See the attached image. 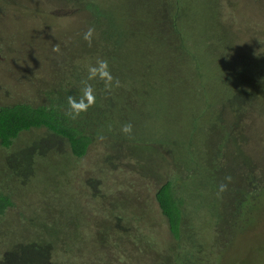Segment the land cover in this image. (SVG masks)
<instances>
[{
  "label": "rangeland",
  "instance_id": "rangeland-1",
  "mask_svg": "<svg viewBox=\"0 0 264 264\" xmlns=\"http://www.w3.org/2000/svg\"><path fill=\"white\" fill-rule=\"evenodd\" d=\"M83 5L87 11L78 10ZM0 6V20L15 21L11 27L3 28L7 31L4 30L0 42V101L37 100L35 91L39 86L47 88L59 81L57 71L65 67L63 58L71 55L70 47L81 58V65L75 67L81 72L92 61L106 59L115 78L122 80L123 74L128 75L127 83L121 86L123 94L115 92L121 94L119 98L110 94L118 107L112 110L114 121L133 125L128 139L139 138L157 148H171L174 162L187 166V154L181 151L184 144L174 149L170 146L172 141L167 146V139L172 137L179 143L199 140V152L203 151L201 143L206 141L208 151L224 153L219 161L210 158L211 162L182 184V190L192 195L189 213L190 223L195 226L190 241L185 243L186 249L195 247L192 249L198 251L195 254L206 255L208 264H264V196L256 224L242 223L232 233L229 229L234 193L240 184L236 171L251 161L264 178V0H0ZM28 6L31 10L17 12ZM173 8L191 17L179 21L181 43L177 41L165 48L161 44L162 36L170 31L167 17ZM89 27L95 29L91 46L83 39ZM106 40L109 45L104 44ZM54 47L59 51H53ZM171 49L176 56L168 54ZM140 72L141 78L152 73L156 80L149 86L138 87L135 78ZM235 127L240 128V136L236 135ZM36 132L24 134L21 144L34 140L33 136L39 134ZM135 150L139 154L143 148ZM10 153L0 148V189L18 185L17 192L12 194L16 198L15 209L21 214L12 209L5 225H13L14 219L19 220L22 214L30 218L42 210L51 198L48 191L55 182L53 168L58 166L56 161L45 159L40 165V177L34 182L38 187L33 184L26 187L19 183L25 181L29 170L23 165H30L31 159L25 155L24 160L20 155L8 157ZM147 154L148 158L143 157L146 162L141 163L145 169L153 156ZM105 155V151L97 150L91 158L97 161L94 163L103 162L101 156L105 158ZM166 157L167 153L159 160ZM192 162L190 169L199 167L197 162ZM156 163L152 167L158 168ZM8 170L13 175L6 180L4 175ZM220 170L225 173H218ZM212 171L215 176L209 178ZM222 174L230 181L226 183ZM94 176L102 178L98 174ZM73 186L71 193H76L79 186ZM90 193L85 189V194ZM108 196L118 201L116 196ZM129 197L132 201L136 199L132 193ZM71 202V205L60 202L59 207L74 214L77 224L49 228L57 242L72 247L73 256L62 257L63 263L71 264V257L72 264H112L115 251L111 244L113 237L120 235L112 230L104 235L108 228L105 221L108 208L104 209V215L97 216L98 225L94 229L88 228L92 226L89 222L94 221L83 220L93 206L88 204L85 208L81 196L76 194ZM121 203L125 209L134 208L124 201ZM98 208L101 213L102 207ZM136 212L139 211L133 209L132 213ZM258 212L257 209L254 213ZM58 214L54 215L56 219ZM41 223L33 221V224ZM114 227L115 224L109 226ZM137 227L142 244L136 250L137 246H130L128 238L124 240L125 254L130 251L131 255L121 264H168L167 257L182 253L180 243L177 246L172 239L162 238L161 220L150 218L146 223L137 222ZM97 229L98 236L94 237ZM22 230L27 234L30 227L23 225ZM15 247L12 244L10 248L25 259L37 258L36 252L26 246L18 251ZM188 253L185 250L184 257L192 258ZM197 263L206 264L199 260Z\"/></svg>",
  "mask_w": 264,
  "mask_h": 264
},
{
  "label": "trees",
  "instance_id": "trees-1",
  "mask_svg": "<svg viewBox=\"0 0 264 264\" xmlns=\"http://www.w3.org/2000/svg\"><path fill=\"white\" fill-rule=\"evenodd\" d=\"M13 4L15 5V3ZM13 8L14 10L19 9ZM85 8L83 5L78 10ZM28 10H31L29 6L21 7L17 12ZM188 17H191V15L186 13L179 14L176 8L171 10L167 17L170 21L168 28L170 31L169 33L166 32L165 36H162L164 39L161 43L163 47L167 48L168 44L174 46L177 41L181 43L182 36L179 21ZM5 21L0 20V42L3 40L4 30L7 31V29L3 30V28L11 27L15 22L14 19L10 20V18ZM20 21L18 20V22ZM104 44L109 45V41L106 40ZM102 48L106 49L105 45ZM1 50L2 48L0 47ZM68 51L71 55L69 54L67 59L63 58L65 67L62 66L61 70L57 71V76L60 77L59 81L55 82L51 87L41 88L39 86L38 90L35 91L37 100L0 101V148L11 151L8 157L20 155L23 160L25 156L31 159L30 165H23V168L28 169L29 172L24 177L25 181H21L19 184L26 187L33 184L38 187V184H34V182L40 177L39 169L41 168V163L45 159L58 163V166L56 165L53 168V180L55 182L52 183L48 191L51 193L50 200L41 211L36 212L30 218H28L29 215L22 214L19 220L15 221L16 219H14L13 225H5L7 214L12 209H17H15L17 205L15 203L16 198L12 191L13 193L17 192L15 189L18 188V185L14 184L12 187L0 189V243L2 244L0 245L2 249L0 264H64L62 257H72L73 253L70 244L57 242L49 228L77 224L74 214L59 207L60 202L71 205V199L75 194L81 196L82 202L84 201L83 203H85V208L88 207V204L93 206L92 210H89L90 214H84V222H95L97 216L99 214L104 215V209L108 208L105 212V221L108 224V228L107 230L104 229L107 231L104 235L106 237V234L111 233L110 230L117 233L118 236L120 235L119 237H113L114 241L111 244L115 251V254H112V264H121L124 258L130 257V251L125 254L123 248L124 240L128 241L129 239V245H136V250L139 249L142 243L138 239L140 235L137 229L140 228L137 227V222L146 223L150 218L161 220L162 238H165V241L172 239L173 244L176 243L178 246L180 243L183 248L180 255L173 253L172 256L174 258L167 257L168 264H199L197 260L208 264L206 255L195 254V252H198L192 250H195V247L191 250L190 247H188L189 250L185 247V243L190 241L188 239H191V233H193L195 226L190 223L192 216L189 213L192 195L190 196L182 190V184L197 175L201 166L211 162L210 158L213 161H219L224 153L208 151L206 149V141L201 143L203 151L199 152L197 150L199 140L192 141L187 139L179 143L175 138L167 139V146L169 141H172L170 144L172 148H179V146L184 144L181 151L184 150L189 160L188 166L183 164L184 167L182 164L174 162L171 148H157V146L151 145L148 140L138 138L131 141L126 135L121 136L120 133L122 132L120 129L122 125L117 124L112 117V110L118 107L114 105L116 103L111 98V95L119 98L121 94H115V92H124L121 86L128 81V75L126 74L122 75L123 81L119 79L121 86L113 88L110 92L105 90L102 81H90L96 96L95 103L87 112L81 113L76 119L68 118L65 115L69 110L68 97L72 96L78 99L83 94L84 85L82 81L87 78V70L81 72L75 68L76 64L80 63L81 58L77 55L74 47H70ZM168 54L175 55L172 49L169 50ZM93 64H95V61H92ZM141 72L138 78H135V84L138 87L149 86L154 83L156 78L152 73H145L142 75L145 78H141ZM5 93L8 95L6 91ZM134 93L138 95L137 90ZM125 95L129 97L127 94ZM223 128V126L220 127L219 131L222 132ZM36 131L39 134L38 136H33L34 140L24 145L21 144V141L24 140L22 138L24 134L35 133ZM235 133L240 136L239 127H235ZM101 137L103 138L101 139ZM135 148L138 150L143 148V150H139L138 154ZM97 150H102V153L105 151V158L101 156L103 162L94 163L97 161H92L91 154L97 152ZM148 152L152 153L153 156L150 159V165H145V169L141 163L146 162L143 157L147 156L148 158ZM166 153L168 157L159 160L160 156ZM192 160L197 162L195 164L199 166L198 168L190 169V165L193 164ZM154 163L157 164L158 168L152 167ZM162 163L163 165H161ZM247 165L246 167L241 166L236 171L240 184L236 187L234 193L235 201L232 207L234 214L229 225L231 233L236 226L239 228L242 223L250 226L256 224L260 219L258 216L262 212L261 199L264 196V178L261 175L259 176V168L251 161ZM161 166L165 167H163L164 170L160 168ZM182 168L183 172L181 171ZM218 173L225 172L221 171ZM95 174L102 178L94 176ZM213 174L212 171L209 174V178L210 176L214 178L215 175ZM12 175L13 172L8 170L4 176L6 180H9L12 179ZM222 175L226 183L230 181L225 178L226 174ZM74 184H77L79 189L76 188V193H71L73 189L70 188H74ZM85 189L91 193L85 194ZM131 193L136 195L134 201L129 197ZM85 195L90 200H84L86 199ZM108 195L116 196L118 201L111 200ZM120 200L134 206V208H123ZM99 206L102 207L101 213L98 211L100 209L98 208ZM82 207L83 205L80 208ZM110 207L113 208L110 209ZM133 209L139 212L132 213ZM257 209L259 212L255 214L254 212ZM56 213H60L57 219L54 216ZM143 214L149 219H144ZM35 220L42 221V223L33 224ZM89 224L92 226L88 228L96 229L98 222H89ZM112 224H115L114 229L109 228ZM23 225L30 227L29 233L24 234ZM98 231L97 229L93 232L94 237L98 236ZM73 236L76 239L74 234ZM12 244L16 245L15 251L26 246L30 251L36 252L37 258L25 259L20 253L13 252V249L10 248ZM196 248L199 250L198 247ZM117 249L120 250L117 251ZM185 250L189 252L188 256L192 258L184 257L183 253ZM71 257L69 258V263L72 264Z\"/></svg>",
  "mask_w": 264,
  "mask_h": 264
},
{
  "label": "clouds",
  "instance_id": "clouds-1",
  "mask_svg": "<svg viewBox=\"0 0 264 264\" xmlns=\"http://www.w3.org/2000/svg\"><path fill=\"white\" fill-rule=\"evenodd\" d=\"M95 29L93 27H89L86 32L83 33V39L88 42L89 46H91L92 41L94 39ZM53 51L58 52L59 48L54 47ZM99 80L104 84V88L106 91H111L113 88L120 87L119 79L115 78L112 75V72L109 67V63L106 59H97L95 64L90 65L87 68V78L82 81L83 83V94L77 99L72 96L68 97V111L65 115L70 119H76L81 115V113L87 112V110L93 106L96 100L95 92L93 85L90 81ZM120 131L131 137L133 132V125L131 123H125L122 125ZM103 137H101L102 139Z\"/></svg>",
  "mask_w": 264,
  "mask_h": 264
}]
</instances>
